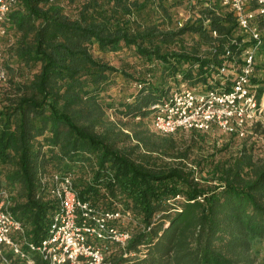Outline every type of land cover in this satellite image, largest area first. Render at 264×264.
Returning a JSON list of instances; mask_svg holds the SVG:
<instances>
[{
	"label": "trees",
	"instance_id": "trees-1",
	"mask_svg": "<svg viewBox=\"0 0 264 264\" xmlns=\"http://www.w3.org/2000/svg\"><path fill=\"white\" fill-rule=\"evenodd\" d=\"M207 1L16 0L11 6L0 42L7 72L0 83V195H8L7 209L28 239L38 243L48 235L58 208L49 180L69 174L93 208L131 211L117 224L131 231L128 244L107 241L110 264H264V154L256 139L264 123L243 137L226 132L243 140L234 151L230 141H219L217 126L165 138L152 124L174 88L213 86L218 68L238 67L253 44H233L244 37L234 11ZM183 8L189 17L180 25ZM258 21L260 99L264 16ZM182 131L191 143L176 149L173 135ZM4 258L25 264L10 250L0 264Z\"/></svg>",
	"mask_w": 264,
	"mask_h": 264
},
{
	"label": "built area",
	"instance_id": "built-area-1",
	"mask_svg": "<svg viewBox=\"0 0 264 264\" xmlns=\"http://www.w3.org/2000/svg\"><path fill=\"white\" fill-rule=\"evenodd\" d=\"M202 1L205 5L209 3ZM15 2L0 0V41L7 36L4 22ZM221 3L234 11L244 35L242 42L234 38L232 43L239 45L251 40L253 44L245 47L238 67L232 69L224 63L218 68L215 78L209 81L213 86L199 83L191 86L183 82L173 89L157 105L158 111L152 120L154 128L163 134L217 126L243 137L252 133L256 122L264 123V92L259 99L262 83L254 80L256 51L263 42L258 18L264 16V0H221ZM188 17L181 19L180 25ZM231 52L230 48L226 50L227 55ZM6 80L0 49V83ZM49 185L51 194L58 199V208L48 235L38 243L27 238L23 222L7 209L8 195H0V256L10 250L25 264H38L36 254L47 264H110L108 242L125 247L132 238L129 229L117 225L130 219L131 211L93 208L79 198L69 174H54ZM3 264H9L6 258Z\"/></svg>",
	"mask_w": 264,
	"mask_h": 264
},
{
	"label": "rangeland",
	"instance_id": "rangeland-1",
	"mask_svg": "<svg viewBox=\"0 0 264 264\" xmlns=\"http://www.w3.org/2000/svg\"><path fill=\"white\" fill-rule=\"evenodd\" d=\"M193 1H195V2H197L198 3V1H200V2H203L202 0H193ZM204 1H207V0H204ZM210 2V1H209ZM189 10L188 9H185V8H183L182 10H180V14H179V18H180V20L182 19V20H184V18H187L188 16H189ZM0 42H2V41H0ZM0 46H2V43H0ZM118 81L119 82H121V79H118ZM116 89L117 88H113V91L115 92L116 91ZM175 89V88H174ZM112 114V116H113V113H111ZM145 125L146 126H142L144 129H146V131H147V129H148V132H149V134L150 133H153V132H155V130L152 128V126L150 125V124H148V123H145ZM135 126H136V124H135ZM141 128V127H140ZM139 127H137V129H140ZM181 132V131H180ZM215 135L219 138V141L220 142H222V141H224V140H226L227 142L228 141H230V146H229V148H230V150L231 151H234V150H237V149H239L241 146H242V144H243V140H240V139H238V138H230V136L229 135H227L226 134V132L225 131H222V130H215ZM149 134H147V135H149ZM163 134V133H162ZM190 132H187V131H182V133H175L173 136H175L174 137V142H175V145H174V147L177 149V148H184V147H186V146H188L190 143H191V139H190ZM169 136H172V134L170 135V134H168V135H166V134H164V135H162V137H165V138H169ZM162 137L160 138V135L159 136H155V140L157 141L158 139L159 140H161L162 139ZM212 137H214V136H212ZM256 138V137H255ZM260 138V139H259ZM230 139V140H229ZM257 140H259V144H262L263 145V148L262 149H259V151L261 150V153L259 152V154H264V136H260V137H258L257 136V138H256ZM211 141L213 140L212 138L210 139ZM255 140H253L252 139V142H254ZM198 147H196L195 149H197ZM263 152V153H262ZM258 155V154H257Z\"/></svg>",
	"mask_w": 264,
	"mask_h": 264
}]
</instances>
